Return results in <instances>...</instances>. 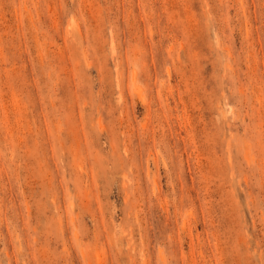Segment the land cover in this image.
Returning <instances> with one entry per match:
<instances>
[{
  "label": "rangeland",
  "instance_id": "obj_1",
  "mask_svg": "<svg viewBox=\"0 0 264 264\" xmlns=\"http://www.w3.org/2000/svg\"><path fill=\"white\" fill-rule=\"evenodd\" d=\"M0 264H264V0H0Z\"/></svg>",
  "mask_w": 264,
  "mask_h": 264
}]
</instances>
